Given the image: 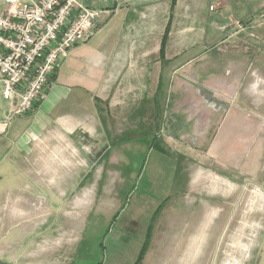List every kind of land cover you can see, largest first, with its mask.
I'll return each instance as SVG.
<instances>
[{
	"label": "rangeland",
	"instance_id": "1",
	"mask_svg": "<svg viewBox=\"0 0 264 264\" xmlns=\"http://www.w3.org/2000/svg\"><path fill=\"white\" fill-rule=\"evenodd\" d=\"M221 18L216 46L175 75L176 89L148 107L146 121L133 118L136 130L84 156L78 176L63 170L65 184L50 193L64 201L20 189L19 218L0 227L3 260L43 257L51 239L54 263L243 260L260 214L254 197L264 195V0H230ZM10 184H1L4 199L15 197ZM59 230V241L48 235Z\"/></svg>",
	"mask_w": 264,
	"mask_h": 264
},
{
	"label": "crops",
	"instance_id": "2",
	"mask_svg": "<svg viewBox=\"0 0 264 264\" xmlns=\"http://www.w3.org/2000/svg\"><path fill=\"white\" fill-rule=\"evenodd\" d=\"M228 1L84 0L87 6L109 12L96 20L85 42L59 57L43 98L9 122L0 99V188L5 180H10L12 188L17 182L13 198L4 199V188L0 189V227L4 217L14 223L19 218L14 204L25 198L20 189L34 188H25V193L35 200L37 191L44 190L51 203L64 201V195L52 194V199L50 193L65 184L63 170H75L78 176L84 166L89 167L84 156L90 158L110 147L111 139L136 130L130 127L133 118L141 122L143 116L146 121L148 107L176 89L175 75L216 46L218 22ZM68 156L74 160L69 162ZM256 200L261 203L260 214H255L259 223L251 217L252 237L241 245L243 260L227 255L222 264H247V260L264 264V246H257L264 237V195H255ZM57 233L48 235L59 241L62 232ZM45 243V255L32 261L19 255L3 260L4 244L0 243V264H69L51 261L50 251L59 246H53V239Z\"/></svg>",
	"mask_w": 264,
	"mask_h": 264
},
{
	"label": "built area",
	"instance_id": "3",
	"mask_svg": "<svg viewBox=\"0 0 264 264\" xmlns=\"http://www.w3.org/2000/svg\"><path fill=\"white\" fill-rule=\"evenodd\" d=\"M108 12L84 0H0V99L6 122L33 109L59 57L85 42Z\"/></svg>",
	"mask_w": 264,
	"mask_h": 264
}]
</instances>
